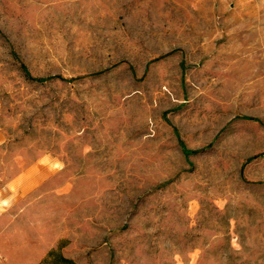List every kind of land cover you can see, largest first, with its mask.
<instances>
[{
    "label": "rangeland",
    "instance_id": "374dc122",
    "mask_svg": "<svg viewBox=\"0 0 264 264\" xmlns=\"http://www.w3.org/2000/svg\"><path fill=\"white\" fill-rule=\"evenodd\" d=\"M0 133V264H264V0H0Z\"/></svg>",
    "mask_w": 264,
    "mask_h": 264
},
{
    "label": "crops",
    "instance_id": "0c3cea01",
    "mask_svg": "<svg viewBox=\"0 0 264 264\" xmlns=\"http://www.w3.org/2000/svg\"><path fill=\"white\" fill-rule=\"evenodd\" d=\"M0 141H1V133H0ZM44 174L40 173H33L30 170H27L25 172H21L14 178L8 181V183L5 185L6 189L14 188V192L23 193L26 192L39 183H41L44 179ZM2 198L3 204H8L11 200L9 198H4V195L0 196V200Z\"/></svg>",
    "mask_w": 264,
    "mask_h": 264
},
{
    "label": "trees",
    "instance_id": "16d2710c",
    "mask_svg": "<svg viewBox=\"0 0 264 264\" xmlns=\"http://www.w3.org/2000/svg\"><path fill=\"white\" fill-rule=\"evenodd\" d=\"M21 68L25 74L26 77L31 78L32 76L30 75V73L28 72L27 68L21 64ZM49 78V77H48ZM48 78H42V77H37L35 78L37 81H45ZM181 145V149L184 152L185 155L191 153V152H197L196 150H188L187 148H185V146L183 144ZM166 183H161L160 186L165 185ZM44 262L47 264H74L73 261L69 258H66L64 256H62L59 252H57L56 250H50L47 255L46 258L44 259Z\"/></svg>",
    "mask_w": 264,
    "mask_h": 264
}]
</instances>
